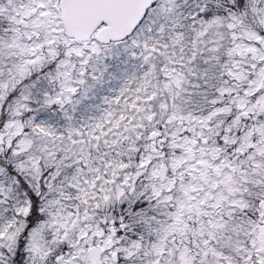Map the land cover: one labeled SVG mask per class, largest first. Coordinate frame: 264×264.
<instances>
[{
    "label": "snow or ice",
    "instance_id": "6c2138e0",
    "mask_svg": "<svg viewBox=\"0 0 264 264\" xmlns=\"http://www.w3.org/2000/svg\"><path fill=\"white\" fill-rule=\"evenodd\" d=\"M0 264H264V0H0Z\"/></svg>",
    "mask_w": 264,
    "mask_h": 264
}]
</instances>
